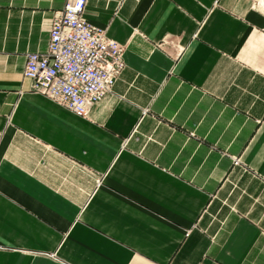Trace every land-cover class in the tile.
<instances>
[{"label": "crops", "instance_id": "0c3cea01", "mask_svg": "<svg viewBox=\"0 0 264 264\" xmlns=\"http://www.w3.org/2000/svg\"><path fill=\"white\" fill-rule=\"evenodd\" d=\"M67 0H0V264H264V5L89 0L125 50L78 117L33 89Z\"/></svg>", "mask_w": 264, "mask_h": 264}, {"label": "built area", "instance_id": "2783aa9c", "mask_svg": "<svg viewBox=\"0 0 264 264\" xmlns=\"http://www.w3.org/2000/svg\"><path fill=\"white\" fill-rule=\"evenodd\" d=\"M89 0H67L52 18L45 53H30L24 76L33 89L78 117L110 94L125 68V50L83 17Z\"/></svg>", "mask_w": 264, "mask_h": 264}, {"label": "rangeland", "instance_id": "374dc122", "mask_svg": "<svg viewBox=\"0 0 264 264\" xmlns=\"http://www.w3.org/2000/svg\"><path fill=\"white\" fill-rule=\"evenodd\" d=\"M259 1H260V3H261V4H263V5H264V0H259Z\"/></svg>", "mask_w": 264, "mask_h": 264}]
</instances>
